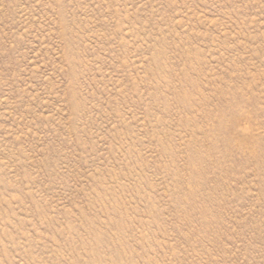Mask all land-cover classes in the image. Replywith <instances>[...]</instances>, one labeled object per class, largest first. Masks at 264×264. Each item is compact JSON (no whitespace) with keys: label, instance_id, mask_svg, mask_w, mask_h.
<instances>
[{"label":"rangeland","instance_id":"obj_1","mask_svg":"<svg viewBox=\"0 0 264 264\" xmlns=\"http://www.w3.org/2000/svg\"><path fill=\"white\" fill-rule=\"evenodd\" d=\"M0 264H264V0H0Z\"/></svg>","mask_w":264,"mask_h":264}]
</instances>
